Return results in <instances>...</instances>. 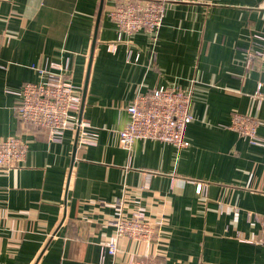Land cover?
I'll use <instances>...</instances> for the list:
<instances>
[{
  "label": "crops",
  "instance_id": "crops-1",
  "mask_svg": "<svg viewBox=\"0 0 264 264\" xmlns=\"http://www.w3.org/2000/svg\"><path fill=\"white\" fill-rule=\"evenodd\" d=\"M122 1L103 0L98 18L101 0H0V139L26 144L0 173V264H128L131 254L156 264H264L249 215L264 213V145L228 127L232 113H249L264 139V101L253 97L262 73L246 64L252 36H264V0H160L155 40L117 27L108 13ZM40 68H67L81 87L78 126L60 141L14 112V92L42 79ZM160 85L191 91L189 145L121 147L125 107ZM137 211L154 238L121 237L113 255L103 253L108 221Z\"/></svg>",
  "mask_w": 264,
  "mask_h": 264
},
{
  "label": "built area",
  "instance_id": "built-area-1",
  "mask_svg": "<svg viewBox=\"0 0 264 264\" xmlns=\"http://www.w3.org/2000/svg\"><path fill=\"white\" fill-rule=\"evenodd\" d=\"M163 3L160 0H123L113 5L108 15L117 27L126 33L146 31L150 40L157 38L162 23ZM252 45L247 49L246 64L259 63L262 76L257 82L253 97L264 101V36L254 34ZM1 44V34H0ZM63 72L40 68L42 79L24 82L14 92L17 104L14 112L23 125L43 128L51 141H60L63 133L78 126L77 111L81 102V87L67 80ZM192 94L190 90L168 86H156L144 93H137L125 107L127 121L118 131V144L131 150L138 140L156 139L174 145L178 150L189 145L184 136L192 120ZM228 127L251 143L264 145V139L257 134L258 119L249 113L234 112ZM26 144L19 135L0 139V173L24 158ZM150 172L143 174L144 183ZM196 192L205 198L204 183H196ZM259 224V237L255 240L264 247V213H249ZM113 226V235L103 246V253L114 254L117 240L121 237L151 241L155 236L154 224L141 212L129 215L118 212L108 221ZM253 242V241H250ZM128 264H156L134 254L129 255Z\"/></svg>",
  "mask_w": 264,
  "mask_h": 264
},
{
  "label": "water",
  "instance_id": "water-1",
  "mask_svg": "<svg viewBox=\"0 0 264 264\" xmlns=\"http://www.w3.org/2000/svg\"><path fill=\"white\" fill-rule=\"evenodd\" d=\"M102 1H103V0H101L100 5H99V11H98V16H97L98 18H99L100 11H101V8H102Z\"/></svg>",
  "mask_w": 264,
  "mask_h": 264
}]
</instances>
